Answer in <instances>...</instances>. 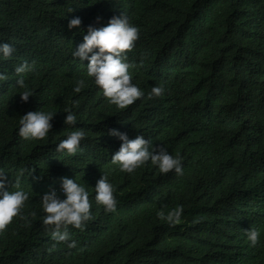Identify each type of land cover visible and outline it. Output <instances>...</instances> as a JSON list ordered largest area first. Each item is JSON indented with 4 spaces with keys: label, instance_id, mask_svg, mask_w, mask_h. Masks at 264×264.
<instances>
[{
    "label": "trees",
    "instance_id": "16d2710c",
    "mask_svg": "<svg viewBox=\"0 0 264 264\" xmlns=\"http://www.w3.org/2000/svg\"><path fill=\"white\" fill-rule=\"evenodd\" d=\"M249 3L250 0H0V41L15 49L11 57L0 59V76L4 77L0 79V170L8 176L6 189L11 191L18 170L25 168L20 187L28 192L21 209L24 218L14 217L0 229V264H229L226 260L214 262L218 258L211 253L205 260L194 249H173L163 233L169 224L156 214L183 207L194 198L193 178L210 172V158L223 140L230 148H239L242 142L246 151L254 144L264 146V82L259 81L264 77V62L247 59L239 65L237 51L242 49L231 42V32L241 24ZM69 8L73 11L68 12ZM122 9L141 15L143 40L150 46H160L164 54L162 66L152 79L154 85L164 88V102L171 108V117L163 123L160 136L173 150L180 151L175 135L181 132L175 129L191 121L196 108L207 110L210 118V138H206L204 129H196L199 137L189 139L190 158L183 174L166 180L160 192L121 172L99 149L92 151V143L97 140L113 146L116 137L109 134L111 129L133 133L137 127L126 125L116 115L109 116L107 99L92 79L84 76L87 60L76 62L71 55L85 25L101 15L119 16ZM259 12L264 17V4ZM73 16L80 18L81 26L69 30L67 23ZM197 17L205 22L191 32ZM180 27L191 32L185 41L195 51V61L203 70L217 72L212 85L203 78L204 86L197 96L204 98L201 103L176 87L173 68L179 65V59L171 51V44ZM25 61L34 68L24 74L26 85L33 90L27 102L20 99L22 89L15 84L14 71ZM191 76L197 79L193 73ZM236 77L248 80L249 85H237ZM78 78H85L87 86L75 93L72 89ZM137 79L142 82L139 74ZM65 108L76 114L74 126L64 124ZM38 110H53L52 127L43 139L25 140L17 134L19 118ZM75 128L86 133L81 140L83 151L74 156L57 153L55 145ZM156 146L168 149L167 144ZM102 173L114 187V212H105L94 200L93 188ZM63 176L86 183L91 204L92 216L82 231L68 226L70 240L76 241L73 248L67 246L68 242L54 241L52 226L42 223L45 214L40 198L55 190L63 199L59 182ZM263 253L262 236L256 246L245 249L250 264H264Z\"/></svg>",
    "mask_w": 264,
    "mask_h": 264
},
{
    "label": "clouds",
    "instance_id": "9594fccd",
    "mask_svg": "<svg viewBox=\"0 0 264 264\" xmlns=\"http://www.w3.org/2000/svg\"><path fill=\"white\" fill-rule=\"evenodd\" d=\"M261 4L264 0H250L241 24L231 32V42L242 49L237 51L241 66L247 59L264 62ZM72 11L73 8L68 9V12ZM129 11L122 9L119 16L101 15L85 25L79 34L80 43L71 55L76 57V62L78 59L81 63L87 60L84 76L91 78L107 99L111 106L109 116L116 115L126 125L137 127V132L133 133L111 129L109 134L116 137L113 146H106L97 140L92 143V151L99 149V153L118 165L121 172L131 174L133 180H142L147 187L160 192L166 180L183 174L185 163L190 158L189 139L199 137L196 129H204L207 131L206 138H210V118L207 110L196 108L192 120L175 129L181 132L174 134L176 148L180 151L173 150L167 139L160 136L163 123L171 117V108L164 102V88L154 85L152 79L164 54L160 46H150L143 40L141 15ZM196 22L190 28L191 32L205 21L197 17ZM80 26L78 16L68 20L69 30ZM191 32L180 27L173 39L171 51L179 59L173 74L178 90L201 103L204 98L197 96L199 88L204 86L203 78H207L212 85L213 75L217 72L205 71L195 61V51L185 41ZM14 51L10 43L0 41V59L11 57ZM14 71L17 74L15 84L22 89L20 99L27 102L33 90L26 85L24 74L34 71V68L25 61ZM192 73L197 79L191 76ZM137 74L142 82L137 79ZM0 79L4 77L0 76ZM259 81L264 82V77ZM236 84L246 88L249 81L236 77ZM86 86V79L78 78L72 90L79 93ZM64 112L67 113L64 124L74 126L76 114L68 108ZM53 116V110L28 111L19 118L17 134L25 140L43 139L52 127L50 121ZM85 135L82 128H75L55 145V151L64 156L82 152L81 140ZM165 144L167 150L156 146ZM210 159V172L193 178L192 185L196 186L194 198L183 207L177 206L167 213L161 210L156 215L169 224L163 233L170 235L171 240L167 243L173 249L183 252L194 249L205 260L211 253L217 256L218 261L214 260L217 263L226 260L229 264H250L245 249L249 245L256 246L259 236H262L264 245V146L254 144L246 151L242 142L239 148H230L223 140ZM142 169L146 172H141ZM25 171V168L18 170L13 189L9 191L6 189L8 176L0 170V229L5 228L14 217L24 218L21 209L28 199V192L20 187V178ZM27 173L32 175L30 169ZM59 182L63 199L55 190L40 198V208L45 214L42 223L52 226L51 238L54 241L68 242L67 246L73 248L76 241L70 240L68 226L82 231L85 222L91 219L89 193L86 183H79L76 178L63 176ZM93 189L96 204L102 205L105 212H114L117 204L114 187L104 173Z\"/></svg>",
    "mask_w": 264,
    "mask_h": 264
},
{
    "label": "bare ground",
    "instance_id": "6f19581e",
    "mask_svg": "<svg viewBox=\"0 0 264 264\" xmlns=\"http://www.w3.org/2000/svg\"><path fill=\"white\" fill-rule=\"evenodd\" d=\"M161 66H162V62L159 63V64H157V66H156V70H159V69L161 68ZM165 238H166L167 240H171L170 235H166Z\"/></svg>",
    "mask_w": 264,
    "mask_h": 264
}]
</instances>
